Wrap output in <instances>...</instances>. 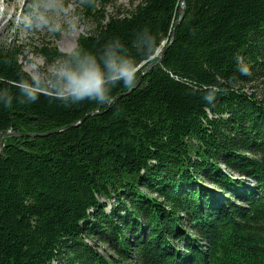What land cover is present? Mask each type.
<instances>
[{"label": "trees", "instance_id": "1", "mask_svg": "<svg viewBox=\"0 0 264 264\" xmlns=\"http://www.w3.org/2000/svg\"><path fill=\"white\" fill-rule=\"evenodd\" d=\"M118 1L79 0L94 28L72 54L34 48L59 67L94 57L112 100L125 95L111 105L56 97L57 73L36 81L19 48H0V136L77 126L5 141L0 264H264V0H186L164 63L135 91L106 61L135 65L136 85L169 45L181 0L108 16ZM96 75L85 62L79 79ZM24 84L40 87L35 99Z\"/></svg>", "mask_w": 264, "mask_h": 264}, {"label": "rangeland", "instance_id": "2", "mask_svg": "<svg viewBox=\"0 0 264 264\" xmlns=\"http://www.w3.org/2000/svg\"><path fill=\"white\" fill-rule=\"evenodd\" d=\"M132 3L133 0H119L106 8L107 15H115L118 11L126 15L138 4L137 1ZM0 9V48H19L22 51L20 62L24 70L36 81L46 80L56 74L55 70L60 67L57 64L48 65L37 56L34 48L53 44L61 52L72 54L79 38L90 34L94 28V20L84 16L79 0H0ZM40 17L47 22H41ZM255 91L260 98L264 97L263 87L258 86ZM197 185L209 191L212 196H221L214 185L207 182L203 185L202 179ZM144 194L155 198L154 194L146 191ZM112 207L113 203L109 202L106 213L111 212ZM87 242L97 245L102 254L108 253L98 238L94 237Z\"/></svg>", "mask_w": 264, "mask_h": 264}, {"label": "clouds", "instance_id": "3", "mask_svg": "<svg viewBox=\"0 0 264 264\" xmlns=\"http://www.w3.org/2000/svg\"><path fill=\"white\" fill-rule=\"evenodd\" d=\"M41 22L47 21L40 17ZM85 62L94 68L97 75L94 79L89 81H81L79 77L82 74ZM106 65L113 70V82L123 81L125 85L135 86V71L133 70L135 65L130 64L128 61L118 62L116 59L110 58L106 61ZM56 73L59 78V85L56 88L54 95L58 98H71L76 102L84 100H92L97 103H112V97L110 94V88L108 82L101 70L100 66L96 63L94 57H86L85 61L81 62L78 67H70L69 65H63L57 68ZM240 72L242 74H248L249 69L247 67H241ZM72 73H75L73 78ZM23 89L26 95L32 99L37 97V94L41 91L39 86H33L24 84ZM215 98V92H209L203 97L209 104L213 102Z\"/></svg>", "mask_w": 264, "mask_h": 264}, {"label": "water", "instance_id": "4", "mask_svg": "<svg viewBox=\"0 0 264 264\" xmlns=\"http://www.w3.org/2000/svg\"><path fill=\"white\" fill-rule=\"evenodd\" d=\"M186 3V0H181V4L180 7H179V18L175 24V27H174V30L172 32V36H171V41L169 43V45L167 46V48L161 53V56L159 58V60L155 63H150V64H147V63H144L141 67H144L145 68L143 69V72H142V76L141 78L138 80V82L136 83V85L134 86L133 90L132 91H135L142 83V80L143 78L145 77V75L150 71L152 70L154 67H157V66H161L163 63H164V57H165V54H166V51L167 49L170 47V45L173 43L174 41V36H175V30L176 28L178 27V25L180 24V22L185 18V15H186V8H187V5L185 4ZM158 56V52L156 54V56L154 58H152L151 60H154L156 57ZM140 67V68H141ZM131 91V92H132ZM130 92V93H131ZM125 95L123 96H118L116 98H114L112 100V103H114L116 100H119L121 99L122 97H124ZM111 103V104H112ZM111 104H108V105H111ZM99 113L98 112H94V113H91L90 115L86 116V118L80 123L82 124L87 118H89L90 116H97ZM79 124V125H80ZM77 126H68V127H65L61 130H56V131H53V132H49V133H46V134H31V133H17V134H13L11 132L7 133L6 135H4L2 137V140L0 142V157L3 155V152H4V147H5V141L7 139H10V138H14V139H26V138H30V139H34V138H43V137H48V136H51V135H54V134H60V133H63V132H66V131H69L73 128H75Z\"/></svg>", "mask_w": 264, "mask_h": 264}, {"label": "bare ground", "instance_id": "5", "mask_svg": "<svg viewBox=\"0 0 264 264\" xmlns=\"http://www.w3.org/2000/svg\"><path fill=\"white\" fill-rule=\"evenodd\" d=\"M0 10H1V9H0ZM0 12H1V11H0ZM59 47H60L61 50H63L61 46H59ZM161 53H162V50L160 49V50L158 51V56H159Z\"/></svg>", "mask_w": 264, "mask_h": 264}]
</instances>
